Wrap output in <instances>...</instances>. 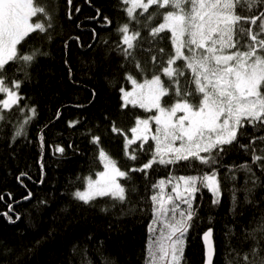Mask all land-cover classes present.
I'll list each match as a JSON object with an SVG mask.
<instances>
[{
	"label": "trees",
	"instance_id": "trees-1",
	"mask_svg": "<svg viewBox=\"0 0 264 264\" xmlns=\"http://www.w3.org/2000/svg\"><path fill=\"white\" fill-rule=\"evenodd\" d=\"M39 5L52 14L53 40L49 43L47 34L37 32L26 39L19 51L42 46L48 55L28 70V79L19 90L25 99L9 110L0 108V114L5 117L0 120V196H3L0 213L8 212L7 205L13 204L14 213L21 215L15 223L0 215V264H101L102 261L148 264L149 225L153 219L150 197L157 192L152 185L165 177L203 174L207 168L199 164H155L145 172L131 173V180L125 184L131 191L123 203L105 197L85 205L74 200L72 193L84 188L88 176L102 168L98 157L101 147L123 170L142 167L151 158L148 151L140 150L142 141L127 148L125 145L136 119L148 117L154 110L141 109L138 105L122 107L120 89L130 86L128 74L137 80L160 74L159 69L174 55L167 31L161 34L162 40L157 37L156 43L146 45L150 51H139L140 41L152 39L143 31L145 24L148 29L155 27L172 8L154 6L144 17L135 16L140 25L133 30H140L142 36L133 49L134 59L126 63L121 55L122 36L117 32L121 25L129 23L123 11L127 5L121 0H72L71 4L68 0H39ZM260 12H264V0H256L240 14L250 17ZM104 17L112 24L107 25ZM148 17H152L150 23ZM35 19L46 23L43 14ZM161 48L163 53L159 51ZM153 55L157 57L155 63L151 59ZM137 61L139 70L135 66ZM175 66L186 72L180 78L183 93L191 70L185 68L182 60ZM18 67V64L7 66V76L13 77L15 73V79H22L15 72ZM161 78L168 83L166 77ZM3 96L0 94V99ZM25 105V111L20 112V107ZM31 107H35L36 115L25 127L27 135L13 140L16 125L30 115ZM72 121L79 123L69 127ZM113 122L120 131H112ZM244 131L247 137L238 138V143L227 147L220 158L217 169L220 203H212L214 196L207 189L201 188L196 194L194 204L198 215L185 238L182 264H204L202 235L208 228L213 229V264H227L229 260L234 264L238 256L253 247L264 248V236L258 232L255 236L250 234L258 223L264 222V171L260 170L264 165L253 166L260 182L256 187L247 185L253 188L247 202L244 181L251 177L244 172H228L242 163L251 164L252 149L246 152L240 145L249 144L253 135H264L254 133L251 126H246ZM94 135L101 137L99 145L90 142ZM56 145L65 148L63 155L54 154ZM149 145L154 150L155 142L151 138L145 149ZM253 147L259 149L264 145L257 141ZM134 152L138 159L132 161L128 157ZM22 172L31 177L23 179V184L17 180ZM233 175L237 177L235 181L231 178ZM41 176L43 183H40ZM233 188L239 189L235 206ZM28 190L33 197L26 201L22 198ZM14 213L9 212L13 220ZM260 255L264 256V251Z\"/></svg>",
	"mask_w": 264,
	"mask_h": 264
},
{
	"label": "snow or ice",
	"instance_id": "snow-or-ice-1",
	"mask_svg": "<svg viewBox=\"0 0 264 264\" xmlns=\"http://www.w3.org/2000/svg\"><path fill=\"white\" fill-rule=\"evenodd\" d=\"M72 0H68L71 4ZM256 0H121L127 5L123 9L129 23L121 25L117 32L122 36L121 55L127 63L134 59L133 49L140 40L142 32L138 29L140 21L136 15L144 17L154 6L160 9L171 7L172 10L163 14L161 22L144 32L151 40L140 41L139 51H150V47L162 40V33H170V41L174 47V55L167 59L166 66L159 69L160 74L153 73L151 79L138 83L130 74L127 79L134 85L133 90L125 91L122 87L123 105L139 106L145 110H156V114L147 119L137 118L135 127L131 128L132 139L126 141L125 147L142 141L140 150L148 151L151 158L142 167H132L122 170L118 161L112 159L101 147L98 151L99 161L103 171L95 173L96 179L89 177L84 190L77 189L72 193L74 200L90 205L97 198L110 197L121 203L127 199L125 184L131 180V173L145 172L155 164L171 166L180 163L199 164L208 169L203 174L181 175L178 178L159 180L152 185L158 191L151 195L153 219L149 225L151 238L147 245L148 264H182L185 251V238L192 227L198 208L194 201L201 188L209 190L214 199L212 203H220L221 187L218 179L219 161L226 148L238 143V138L247 137L244 131L251 126L254 133H264V12L246 17L240 14L245 7ZM239 9V12L237 11ZM79 11V9H76ZM43 14L45 22L35 19ZM71 19V13L68 16ZM152 17H148L150 23ZM107 25L112 21L104 17ZM246 25V26H245ZM54 28L53 17L45 6L39 5V0H0V108L9 110L19 105L25 99L19 90L28 79V70L40 59L48 55L42 46L33 47L20 52L19 48L34 33L46 35L47 41L53 40L50 30ZM95 36V30H93ZM79 41V37L75 38ZM67 44V42H65ZM91 47V45H89ZM163 53V49H159ZM188 53L187 55L185 53ZM153 63L157 57H151ZM185 62V68L191 70L190 79L185 80V91L180 88L181 77L186 72L174 67L178 61ZM10 64H18L15 69L22 79L8 77L5 69ZM122 67L124 65H121ZM136 68L140 69L137 61ZM167 78L168 83L161 76ZM8 86H5V85ZM94 94V93H93ZM175 97L172 103L168 100ZM19 111L24 112L25 108ZM28 115L16 125L13 140L26 136L25 127L36 115L35 107L29 109ZM5 117L0 114V120ZM150 120L155 123V134L151 141L155 142L154 150L149 142L151 132ZM79 121H72L69 127H75ZM113 132L120 131L113 122ZM101 137L94 135L91 141L99 145ZM259 141L264 145V135H253L249 144L240 145L244 151L252 149L251 164L242 163L238 168H229V173L244 172L251 180L244 181L245 200L260 178L256 177L253 166L264 165V147L253 146ZM43 144V136H41ZM71 145H69L70 147ZM65 148L56 145L54 154L63 155ZM132 161L138 159L135 152L128 157ZM41 169L43 164L41 163ZM196 171L195 167L192 169ZM264 171V167H260ZM31 179L22 172L17 180L23 184V179ZM232 180L237 177L233 175ZM225 177V182H227ZM123 181V183L121 182ZM40 183H43L41 176ZM171 185V192L165 197V186ZM24 187L27 188L26 185ZM237 188L232 190L233 206L237 203ZM9 196L11 194H8ZM33 193L23 200H31ZM3 200V196H0ZM40 203H46L41 201ZM8 212L0 213L8 218L9 223L20 220L21 215L14 213L13 204H8ZM106 210V209H105ZM15 214V220L9 216ZM264 221V217H262ZM260 233L264 236V222L258 223L251 235ZM206 245V264H213L215 246L212 242V229L204 233ZM75 251V249H74ZM264 248L253 247L250 252L238 256L234 264H264V256L260 252ZM87 249H85V254ZM235 255V254H234ZM251 257V258H250ZM101 264H106L102 261ZM227 264H233L229 260Z\"/></svg>",
	"mask_w": 264,
	"mask_h": 264
},
{
	"label": "rangeland",
	"instance_id": "rangeland-1",
	"mask_svg": "<svg viewBox=\"0 0 264 264\" xmlns=\"http://www.w3.org/2000/svg\"><path fill=\"white\" fill-rule=\"evenodd\" d=\"M186 55L188 54L187 52L185 53ZM174 67H176L175 65H174ZM132 78L133 79H135L138 83H143V81L145 80V79H143V80H137L136 78H134L133 76H132ZM146 79H151V77L150 78H146ZM133 88H134V85H132L131 84V81H130V86L129 87H125L124 89H125V91H131V90H133ZM3 98H6V97H4L3 96ZM3 98H1V99H3ZM152 110H154V113L153 114H151L150 116H152V115H154V114H156V110L155 109H152ZM150 116H148V117H140V119H147V118H149ZM136 125H134V127H135ZM155 123H154V121H151L150 120V128H151V132L148 134L149 135V138L151 137V135L152 134H155ZM128 139H132V133H131V135H127V140ZM118 166L120 167V165L118 164ZM122 169V168H121ZM123 170V169H122ZM100 171H103V164H102V168L100 169V170H98L96 173H99ZM89 177H91L92 179H96L97 177L95 176V175H90V176H88V178ZM171 178H173V181L175 182V178H178L179 176H170ZM170 177H165V178H161V179H164L165 181H167ZM87 178V179H88ZM160 179V180H161ZM86 182H87V180H86ZM86 188V184H85V187L84 188H82V189H80V190H84ZM157 191H158V189H157ZM170 192H171V185H167L166 184V186H165V197L168 195V194H170Z\"/></svg>",
	"mask_w": 264,
	"mask_h": 264
},
{
	"label": "water",
	"instance_id": "water-1",
	"mask_svg": "<svg viewBox=\"0 0 264 264\" xmlns=\"http://www.w3.org/2000/svg\"><path fill=\"white\" fill-rule=\"evenodd\" d=\"M209 229H212V228H208L206 231H208ZM206 231H205V232H206ZM205 232H204V233H205ZM204 233H203V235H202V241H203L204 251H205L204 264H206V245H205V241H204V239H203ZM212 242H213V244H214L213 229H212ZM214 246H215V244H214Z\"/></svg>",
	"mask_w": 264,
	"mask_h": 264
}]
</instances>
